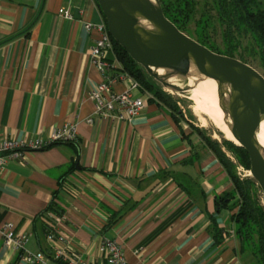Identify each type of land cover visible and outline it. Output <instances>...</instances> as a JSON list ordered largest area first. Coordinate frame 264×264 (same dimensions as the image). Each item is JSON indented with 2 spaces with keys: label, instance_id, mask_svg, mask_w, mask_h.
I'll use <instances>...</instances> for the list:
<instances>
[{
  "label": "crops",
  "instance_id": "0c3cea01",
  "mask_svg": "<svg viewBox=\"0 0 264 264\" xmlns=\"http://www.w3.org/2000/svg\"><path fill=\"white\" fill-rule=\"evenodd\" d=\"M102 17L96 0H0V136L48 138L74 121L79 133L77 143L28 151L1 171L0 228L13 223L28 235V250L58 264L44 228L57 192V244L87 261L100 262L110 238L127 264H257L242 251L233 200L220 201L234 189L228 171L169 105L145 91L132 121L95 114L89 94L102 74L87 24ZM111 61L117 76L114 54ZM0 264H30L1 232Z\"/></svg>",
  "mask_w": 264,
  "mask_h": 264
},
{
  "label": "water",
  "instance_id": "95a60500",
  "mask_svg": "<svg viewBox=\"0 0 264 264\" xmlns=\"http://www.w3.org/2000/svg\"><path fill=\"white\" fill-rule=\"evenodd\" d=\"M97 2L113 39L164 88L186 93L202 79L216 81L233 141L249 153L250 172L264 204V145L258 137L264 121V74L181 30L166 16L160 0Z\"/></svg>",
  "mask_w": 264,
  "mask_h": 264
},
{
  "label": "trees",
  "instance_id": "16d2710c",
  "mask_svg": "<svg viewBox=\"0 0 264 264\" xmlns=\"http://www.w3.org/2000/svg\"><path fill=\"white\" fill-rule=\"evenodd\" d=\"M160 1L166 16L181 30L185 31L187 21L196 9L194 0ZM213 2L218 19L225 27L224 42L226 47L225 49H220L218 45L204 36V34L199 35L198 41L216 52L236 56L248 63L250 62L246 51H249L248 56H258L264 66V0H213ZM209 19L210 16L203 13V18L200 20L202 28L206 29V31L210 27ZM246 35H250L256 44L250 50L247 47L242 48L241 38ZM112 41L116 59L118 63L120 62L118 69L133 76L139 81L142 90L153 92L154 98L169 105L176 117H181L178 114L179 107L177 106V102L174 101L173 96L167 93L164 87L145 71L142 65L135 61L119 43L113 38ZM241 48L243 50L240 51ZM205 143L218 156L234 184V189L222 196L220 201H223V206H227L233 200L231 208L235 209V211L232 218L235 223L236 234L241 241L242 251L251 254L255 261L260 264L256 254L249 252L244 244H242V240L248 238L250 236L249 231L256 227L259 234V243L255 245V252H259L264 258V204L262 202L261 188L253 177L242 179L237 175L236 171H234V163L227 157L226 152L223 151L221 145L216 140L206 138ZM225 143L236 153L240 163L250 169V157L247 150L232 140H225ZM56 197L57 192L54 194L46 212L53 211L56 215H62L55 201ZM44 228L47 235L50 232L51 226L46 223Z\"/></svg>",
  "mask_w": 264,
  "mask_h": 264
},
{
  "label": "built area",
  "instance_id": "2783aa9c",
  "mask_svg": "<svg viewBox=\"0 0 264 264\" xmlns=\"http://www.w3.org/2000/svg\"><path fill=\"white\" fill-rule=\"evenodd\" d=\"M66 17H72L67 9H60ZM90 30L95 32V38L89 48V55L92 63L102 74L99 81L89 94V98L95 104V114L99 117H111L132 121L136 115L145 107L147 100L144 98L142 87L134 79L131 86L122 92L114 89V83L131 76L126 72L113 73L111 55L114 54L112 35L110 34L104 17L97 22L87 24ZM87 121L94 123V117H88ZM79 141L78 122H67L54 128L48 138L41 135L25 139L12 136H0V173L6 165L16 159H21L31 150H39L54 143H77ZM250 173V171H249ZM241 175L242 172L239 171ZM244 175H246L244 173ZM55 212L48 211L46 222L51 226L50 232L46 235L51 245L52 258L58 264H127L126 255L122 245L110 238H105L101 244L103 259L98 262L85 260L82 255L74 251L68 244L58 245L61 239L58 236L56 227ZM0 232L6 246L20 251L22 258L30 264H49L50 259L42 252H31L27 249L28 235L17 231L13 223L7 222L0 228Z\"/></svg>",
  "mask_w": 264,
  "mask_h": 264
},
{
  "label": "rangeland",
  "instance_id": "374dc122",
  "mask_svg": "<svg viewBox=\"0 0 264 264\" xmlns=\"http://www.w3.org/2000/svg\"><path fill=\"white\" fill-rule=\"evenodd\" d=\"M194 2L196 5V9L189 18V20L187 21L185 32L197 40L200 34H204V36L208 37L212 42L218 45L220 49H225L226 47L224 42L225 27L218 19L217 11L214 6L213 0H194ZM203 13H206L207 16L208 15L210 16L209 19L210 27L208 31H206V29H203L200 23V20L203 18ZM241 39H242V48L247 47V49L250 50L256 45L255 41L250 35L243 36ZM242 48L240 49V51L243 50ZM248 54L249 51H246V55L250 64L256 67L260 72L264 74V66L262 65L259 57L255 55L248 56ZM136 81L140 85L139 81L138 80ZM180 82L182 83V85H186V81H180ZM164 89L167 91V93H170L173 96L174 101L177 102V106L179 107L178 114L181 116L178 118L183 119L185 123L187 122L188 127L191 129V132L195 134L196 138L202 139L204 142L206 138H212L216 140L221 145L223 151L226 152L227 157L234 163V171H236L237 175L242 179L246 177H253L251 173H249L250 169H248L246 166L240 163V161L236 156V153L225 143V140H232V139L228 138L226 134L213 122V120L207 114L204 115L207 119V122L205 125H203L202 121L194 112V107H195L194 100L190 98L189 92L178 93L170 89H166V88ZM150 93L152 94L153 92ZM180 111L182 112L179 113ZM239 171L242 172L241 175L239 174ZM244 173L246 175H244ZM249 235L250 236L248 238L242 240V244H244L245 248L249 252L256 254L257 258L260 261L259 262L260 264L261 263L264 264V258L262 257V255L259 252H258L259 254L255 252L256 251L255 245L259 243V234L257 228L254 227V229L250 230Z\"/></svg>",
  "mask_w": 264,
  "mask_h": 264
},
{
  "label": "bare ground",
  "instance_id": "6f19581e",
  "mask_svg": "<svg viewBox=\"0 0 264 264\" xmlns=\"http://www.w3.org/2000/svg\"><path fill=\"white\" fill-rule=\"evenodd\" d=\"M190 83L193 84V78L190 79ZM189 95L194 100V112L203 125L207 122L204 116L207 114L228 138L237 142L228 126L224 111L219 104L217 83L214 79H202L198 84L193 85V88L189 91ZM258 137L262 145H264V121L261 123Z\"/></svg>",
  "mask_w": 264,
  "mask_h": 264
}]
</instances>
